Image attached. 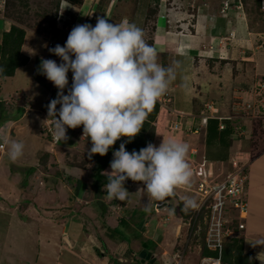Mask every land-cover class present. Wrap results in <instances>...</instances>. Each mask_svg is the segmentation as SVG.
<instances>
[{
  "label": "crops",
  "instance_id": "obj_1",
  "mask_svg": "<svg viewBox=\"0 0 264 264\" xmlns=\"http://www.w3.org/2000/svg\"><path fill=\"white\" fill-rule=\"evenodd\" d=\"M82 1L80 6L73 8L79 12L78 21L80 24L88 22L95 26L97 17H100L98 8L95 7L100 0ZM114 5L115 0H108L101 17L106 11L108 16H116V12H111ZM126 6L128 7L127 3L122 8ZM203 11L202 8L195 11L194 15L197 18L193 24L183 16H179L177 27L169 25L166 17L165 23L158 22L154 31L153 47L158 48L157 61L162 66H165L166 62L167 66H173L177 62L180 65L176 69V79L166 93L170 92L173 97L170 112L176 117L175 121L182 119L185 124L183 128L186 126L187 131L198 127L202 132L200 135L198 132L186 134L189 147H199L197 141L202 139L204 145H200V149L204 155L205 153L208 155V159L214 158L215 161H227L242 154L243 159L249 162L251 197L264 185V170L259 172L256 170L258 163L263 167L264 151L252 157L245 150L244 141L237 139L234 143L230 139L231 136H236L235 129L224 140L219 141L216 137L214 141L208 142V129L203 131L204 127L200 126L203 124L202 114L196 113L198 110L195 104L198 97L196 59L218 64L219 61L216 60L220 58L225 61L223 64L232 65L231 70L235 72L236 79L246 73L245 69L252 70L253 81L257 75L264 78V49L262 50L259 45L255 49L252 44H247L246 39L247 36L254 37L255 34L264 32L246 29L243 14L238 10H231L232 15L229 17H223L220 9L215 7L208 12ZM132 23L140 27L137 20ZM7 26L11 28L9 21L0 22V55L4 31L9 30ZM140 28L143 30V27ZM233 31L242 40L241 44L236 42V49H230L228 42L232 38L228 35ZM32 32L26 31L21 49L22 55L28 57V62L18 67L13 76L0 79V144H5L4 150H0V264H139L141 260L139 255L143 249L152 253L156 263L160 264L162 261L166 263L163 255L166 249L160 252V247L165 245L156 239L147 238L144 222L140 229L135 228L133 218L138 217L136 223H139L138 221L149 214V211L144 210L145 207L142 209L130 207L132 209L127 210L128 214L124 212L120 216L113 211L112 205L117 203L116 200H108L107 195L105 197L96 195L93 176L95 163L86 156V149L91 147L88 141L78 137V132H75L77 134L74 137L77 139L75 142L66 140L53 144L45 140V134L42 132L45 124L43 107L50 91L36 80L35 64L37 58L56 60V57L47 46L46 50L43 49L46 45L45 40ZM37 41H42L43 45L40 46ZM251 49L253 52L248 54L247 51ZM222 53L227 56H222ZM163 57L166 62L160 60ZM242 65L245 66L244 69ZM238 69H242L243 72L239 73ZM10 78L17 82L10 84ZM69 78L71 85L72 73ZM45 79L51 82L46 77ZM158 105L159 111L155 115V108ZM34 108L43 115L42 120L34 114ZM161 108L157 101L146 119L151 126L160 124L156 121L162 118ZM175 111L183 112L184 117L180 118V114L175 115ZM6 116L9 118L5 119ZM228 123L230 128L233 127L226 121V125ZM181 132L185 135L183 131ZM22 133L27 136H23ZM182 135L179 133V140ZM11 138L24 144L23 155L15 162L10 161L7 155L8 142ZM210 144L219 146L225 153L218 155L219 157L209 155ZM199 152L200 150L197 154ZM257 175L260 180L256 178ZM128 183L125 182L124 186H128ZM85 187L88 196L85 195ZM125 202L129 203L128 200L120 203ZM250 204L248 239L264 237V207L260 212V207L254 210L256 204L252 202ZM172 214L170 218L175 217V214ZM128 236L131 239H128ZM142 240H150L154 245L157 243L156 249L146 247ZM256 251L257 254L264 251V246H257ZM140 262L146 264L142 260Z\"/></svg>",
  "mask_w": 264,
  "mask_h": 264
},
{
  "label": "clouds",
  "instance_id": "obj_2",
  "mask_svg": "<svg viewBox=\"0 0 264 264\" xmlns=\"http://www.w3.org/2000/svg\"><path fill=\"white\" fill-rule=\"evenodd\" d=\"M7 8L8 3L5 12L0 13L5 21H9L5 17ZM64 8L60 12H65ZM49 51L61 62L41 59L38 71L58 89L57 97L47 106L48 118L54 122V139L65 142L68 128L83 126L82 137L91 141V147L86 149L91 160L94 154L106 155L117 140L127 137L113 150L111 171L102 186L108 200H127L129 191L124 185L128 179L143 182L149 198L157 201L164 200L177 186L190 182L187 143L163 138L159 146L148 143L139 152H128L125 146L140 133L154 105L176 79L178 62L162 66L157 61L156 48L145 41L140 27L127 19L111 23L104 17H97L95 26L90 23L74 26L65 44H57ZM8 147L10 161L15 162L23 155L22 142L10 141ZM184 205L185 210L197 207L191 198H185ZM144 210L150 211L148 207ZM247 242L253 248L264 246V237ZM255 258L264 264V251Z\"/></svg>",
  "mask_w": 264,
  "mask_h": 264
},
{
  "label": "rangeland",
  "instance_id": "obj_3",
  "mask_svg": "<svg viewBox=\"0 0 264 264\" xmlns=\"http://www.w3.org/2000/svg\"><path fill=\"white\" fill-rule=\"evenodd\" d=\"M225 1L226 0H115V5L112 7L111 12L113 11L116 12V16L110 17V15L108 16L107 14L108 11H106L103 17H105L111 23H120L121 21L120 19L122 20L127 19L129 22L131 21L133 22L137 20V22H139L140 24V27H143L145 41L152 46L154 44V37H155L154 31L156 30L158 22L165 23V17H166V21H168L169 25L171 24L172 27L173 26L177 27L179 25V22H177L179 16H183L184 18H186V20H189V23L191 22L193 24L195 23L197 18L196 15H194L195 11H197L200 8L204 10L203 11L204 13L206 11L208 12L212 10L213 7H215L216 9H220L223 17H229V15L231 14L230 13L231 10H238L243 14V17L245 19L244 22L246 24V29L261 30L262 32H264V10L261 7V3L260 2L258 3V0H241V1H237V3L233 1L231 3V6L228 7L225 11H223ZM107 3L108 0H100L99 4L96 5L95 8H98V13L100 14V17L103 15L105 11L104 5ZM125 3H127L128 7L127 6L124 7V9L126 8L124 10L122 6ZM63 7H65L63 9V11L65 12L66 10L68 12L72 11L70 13L67 12L66 15L74 18L75 26L80 25V21H78L79 12L73 9L71 4L67 3V0H11L9 7L7 8L5 17L9 18L10 23H16L20 27H23L26 31L28 30H30L31 32L33 31L32 33L34 35L41 37L40 36L41 31L45 29L47 26H54L57 30L60 29L57 26H55V24L51 25L49 23L54 21V18L56 16H59L60 11ZM2 21L3 20L0 18V22ZM55 23L57 25V21ZM6 28L9 29V26H7ZM237 35L238 34H236L234 31L228 35L232 37L230 41H228L230 42L229 45L230 49L237 48L236 42L241 44L242 40ZM252 37H253L252 35L246 37L247 41L249 42V43L247 42V44L250 45L252 44L255 49H257V46L259 45L260 48L263 50L264 33L257 35L255 34V36L253 38ZM42 39L45 40L44 38ZM61 39L62 40L67 39V35L63 36ZM37 42L40 44V46L43 45L42 41L41 42L37 41ZM45 44L46 45H44L45 47L43 49L46 50V46L47 49H49L47 42ZM241 49H243V47ZM252 52H253L252 49L250 51H247L248 54H251ZM222 56H227V55L222 53ZM164 58L165 57H163L160 60L166 62L164 61ZM218 59L219 60H216L219 61L218 64H215V62L205 63L201 60L199 61L196 59V69L198 73V78L196 79V85L198 84V87L196 89L198 97L195 100L196 108H198V110L196 113L198 112L199 114L201 113L202 117L210 116L208 120L217 119L220 123L219 128H221V125L224 126L223 128H227L225 120L229 121L232 124L233 128L237 126H241V129L243 128L241 132L243 131V133L239 132L236 134L235 137L231 136L230 139L233 140L234 143L235 140L237 139H240V141H244L245 150L248 151L252 157H255L257 154L264 151V121L259 118H254V120L249 118L248 111L249 110L256 112L258 111V108H256L257 100H255V93L253 92V90L256 87L257 82L259 81L264 82V78L260 75L259 76L257 75L253 81L252 70L245 69L246 73L240 76L239 79H236L234 75L235 72L233 73L231 70L232 65L223 64L225 61H222L220 58ZM220 60L222 61V63L220 62ZM55 61L58 64L61 62L59 57H56ZM166 63H164L165 66H167ZM241 67H243V69L245 68V66L243 65ZM238 72L242 73L243 70L238 69ZM70 74L71 71H69L68 73L69 81H70L69 78ZM15 78H17V76H15ZM9 82L10 84H12L17 81H12V79L10 78ZM69 87H71L70 84ZM234 87H239V89L236 90ZM67 91L68 89H65V94H67ZM51 93L52 91H50V94L47 96L48 100H52ZM167 94L170 97L169 102L161 103L158 100L160 107H162L161 109H163V113L161 115L162 118L156 121L157 123L160 124L159 125L154 124L155 131L153 132L154 133L153 144L159 146L163 138H165L166 140L168 139L177 140L187 143L189 145L188 143L189 140H187L186 134L188 132L189 133L198 132V135H200L202 134V132L198 127L192 128L191 131L187 128L188 129L187 131L185 129L186 126L184 128L182 126L185 125L183 124L184 121L182 119L175 121L174 119L175 116L172 115L173 114L172 112H170L172 111V109L170 108V104L173 101V97L170 92ZM48 100L45 103L46 107L50 103L48 102ZM208 105H211V107ZM34 114H36L39 117V120H42L41 116L43 117V115L40 112H37L35 110ZM46 114L47 113H45V117H44L45 120H46ZM175 115L177 116L179 115L180 118H182L184 117L185 114L183 112L175 111ZM1 116H3V112ZM202 117H201V122H202ZM8 118H9L8 116L5 117V119ZM208 125H209L208 123L207 124L205 123V124H201L200 126L204 127L203 131H206V129H208ZM69 130L78 132V137L82 138L85 141L87 140L86 137H82L83 126H79L75 129L69 128ZM250 130L251 132H249ZM181 131H183V134L185 135H182ZM15 132L17 133V129L15 130ZM147 132L148 135L152 133L150 132V130H148ZM179 133L180 135H182L181 140L178 139ZM22 135L25 137L27 136V134L25 133H22ZM18 136L20 135L18 134ZM46 138L47 137L45 135V140H49L51 142L53 141L50 138L47 139ZM72 140L73 142L77 141V139L75 138H73ZM200 140L201 141H197L199 147L197 148L189 147V151L186 156V159L192 171V176L190 178L189 183L185 185L177 186L172 194L167 196L162 201H157V200H151L149 198L147 192L145 191V189H143L144 187L143 182L129 181L128 183L129 185L125 186V188L129 191V196L127 198L129 203L126 204L125 202L124 205L120 203L121 201L119 202L118 200H116L117 203L112 205L114 207L113 211L117 212V215L120 216H122L124 212L128 214L127 210L130 207H135L138 209L148 207L150 211L153 210L152 212L149 211V214L145 215L144 219L138 221L139 223H136V221L139 220L138 217H134L133 220L135 222V228L137 227L138 229H140L142 222H144V227H145L144 232L147 234L148 239H153V240L156 239L159 241V243L165 245L160 247L161 248L160 252L166 249L165 253L163 254L166 263L162 261V263L160 264H169V263L175 264L174 256L176 255L175 252L177 250L174 249H179L180 251L181 250L184 251V258H183L184 264H198L199 262L197 261V257L200 254V251L202 250L203 246L202 244L200 245L198 242L201 241V239L196 240V238H194L193 236L194 233L190 235V228H189L190 226L188 220L193 216H190L186 220L185 217H183V215L180 213L179 210L182 209V207L180 208L179 206H180V200L182 199L184 203L185 198L194 199L197 204L198 203L201 204L200 201L202 198L200 196L199 197L196 196L194 192L197 177L194 176L193 170H195V167L197 166L198 162L202 161L204 156L208 159L207 157L208 155L206 153L204 155L203 150L200 149V145H204L202 139ZM10 141H14V138H11ZM60 142L62 141L59 142L57 141L52 143L59 144ZM114 146H117V142L112 147ZM208 149H209V155L212 154L218 156L225 153V150L221 149L219 146H216L215 144H210L208 146ZM198 150H200L199 154H197ZM196 155L198 159L197 158L195 159ZM243 157L244 156H242V154H239L237 157L236 156L233 158L231 157V159H228L227 161H222L223 164H221L222 162L220 163L215 162V160H213L214 158H210L209 156V158L212 159L213 162H215L216 166H220L223 170L226 171L224 173V178L229 173H233L238 170L244 169V166L245 167L247 166V168H249L248 167L249 162L245 161ZM216 161H220V160H216ZM262 162L264 163L263 160ZM94 163L96 164V161H94ZM256 170L258 172L264 170V164L262 167L258 163V165L256 166ZM240 173L242 172H239V174ZM247 176L248 177L245 178L244 180V183L248 185L247 188L248 192L246 196L248 197L249 206L247 213L245 212V214L243 213L240 214V212L238 210H235L234 208L230 212V214L232 217L235 218V221H238L237 222L238 225L239 223H244L245 228H243V231L241 232V237L242 235H244L243 236L245 241L244 250L245 252L252 250L254 252V256L256 257L257 247L252 248L250 244L247 242V240H249L248 224H249V220H251L248 217L250 214L251 202L256 204L254 210L260 207V212H261L262 208L264 207L263 206L264 194H262L264 192V185L259 190L255 191L253 193V196L250 197L249 189H250V185L252 186V183L250 182V178H251L250 173H248ZM256 178L260 180L258 175ZM84 191H85V195L88 196L89 193L86 187L84 188ZM172 213L175 214V217L170 218L169 216L173 215ZM224 217L227 220L229 219V210L225 212ZM164 223L166 224L165 226ZM128 239L131 238L129 237ZM142 241H144L142 243H144L146 247L150 246L152 250L156 249L157 243H155L154 245L151 243L152 241L150 240H142ZM148 242L150 244H148ZM137 259H139V257H137ZM139 264L142 263L140 262Z\"/></svg>",
  "mask_w": 264,
  "mask_h": 264
},
{
  "label": "built area",
  "instance_id": "obj_4",
  "mask_svg": "<svg viewBox=\"0 0 264 264\" xmlns=\"http://www.w3.org/2000/svg\"><path fill=\"white\" fill-rule=\"evenodd\" d=\"M241 0H226L224 2L223 11L231 6V3ZM8 0H0V13H4L7 7ZM261 7L264 10V0H260ZM68 12V11H67ZM67 12H60L57 17V26L61 29H56L54 26H47L41 31V37L44 38L49 48L55 47L57 44L63 46L67 39L61 38L65 35L68 36L71 29L75 26V20L71 16L66 15ZM70 13V12H68ZM84 24V23H83ZM62 40V41H61ZM55 57H58L54 55ZM253 92L255 93V100H257L256 108L258 111H248L249 118H259L264 121V82H257ZM158 100L161 103L169 102L170 97L168 94H164ZM168 96V97H167ZM51 100H48L50 102ZM256 102V101H255ZM211 107V105H208ZM47 107L45 113H47ZM210 116L202 117V123L207 124ZM58 118V117H57ZM183 126V125H182ZM221 125V129H223ZM45 135L52 137V142H57L54 139V122L52 118H48L46 114L45 126L43 127ZM236 133L241 132V126L234 128ZM243 133V131L241 132ZM5 144H0V150H4ZM198 162V161H197ZM223 164V162L221 163ZM220 166H216L215 162L207 159L205 156L202 161L198 162L195 170H193L194 176L197 177L195 183V195L200 196L201 204H197L196 208H193V217L189 218L190 235L194 232V225L196 222L204 221L206 228L205 245L211 251L216 252V255H204L199 259L198 264H223L222 256L225 248V242L232 239H238L241 237V232L245 228L244 223L235 221V218L231 216L230 212L235 208L240 214L247 213L249 201L247 194L248 185L244 183L249 173V168L244 166V169L238 170L233 173L227 174L224 178V173ZM239 172H242L239 174ZM247 180V179H246ZM229 210V219L227 220L224 215ZM200 225V224H199ZM201 228V225L199 226ZM244 235H242L243 237ZM175 252V264H184V251L179 249ZM178 256V258H177ZM173 264V263H169Z\"/></svg>",
  "mask_w": 264,
  "mask_h": 264
},
{
  "label": "trees",
  "instance_id": "obj_5",
  "mask_svg": "<svg viewBox=\"0 0 264 264\" xmlns=\"http://www.w3.org/2000/svg\"><path fill=\"white\" fill-rule=\"evenodd\" d=\"M10 1L8 2V7L10 4ZM74 6L78 7L82 4V0H67ZM260 0H258V3ZM57 16L54 18V21L50 22L49 24L53 25L56 22ZM26 36V30L23 27H20L17 24H12L11 28L9 30H5L3 34V41H2V51H1V57H0V79L5 77H11L15 74L16 69L20 67L21 65H24L28 62V57L22 55L21 49L22 45L24 43ZM55 55V54H54ZM41 63V58H37L36 64H35V78L36 80L43 85L47 90L52 91L51 93V99H55L57 97L58 89L51 83L48 82L44 75L40 74L38 69L39 65ZM159 102V101H158ZM60 105H57V109H59ZM159 105L155 108V115L159 111L158 109ZM44 111L46 109V105H44ZM46 121V120H45ZM229 122V121H227ZM45 126V124H44ZM43 126V127H44ZM220 123L217 119H211L209 120L208 125V142L214 141L215 138L220 140H224L225 137H228L233 132V127H229V124H227V128H219ZM221 129V130H220ZM44 130V129H42ZM148 130H150V133L148 135ZM155 126L150 125V122L144 123V127L141 129L140 133L130 142L126 143V150L128 152H132L133 150H136L139 152L141 148H144L147 146L148 143L153 144V137ZM43 134H45V131H42ZM66 135L68 137L67 140H72L77 134H75V131H70L69 128L67 129ZM47 138L52 139L50 135H46ZM127 140V137H121L120 140H117V146H114L109 149L108 153L104 156H100L99 154H94L92 157V160L96 161L94 169V185H95V193L96 195L100 197H105L106 193L101 190L102 186L106 183L107 175H109L107 172H110V161L113 159V150L116 148H119L120 143L125 142ZM88 143L91 146V141L87 140ZM87 156V153H86ZM132 181L131 179H128L126 182ZM181 199V198H180ZM180 213L185 217L187 220L190 216L193 215V208H189L185 210V205L180 200ZM135 212V209H134ZM133 212V213H134ZM133 215V214H132ZM201 225V228L199 226ZM194 238L201 239V241H198L199 244L203 246L202 250L200 251V254L197 257V261H199L201 256L204 255H216V252L211 251L207 248L205 245V234H206V228L204 221L201 217V222H196L194 225ZM245 241L244 237L236 238L233 240H228L225 242V248L222 256V261L224 264H260L259 260H257L254 256V252L252 250L245 252ZM115 261L118 262L117 259ZM140 263V261H139ZM157 264V263H155Z\"/></svg>",
  "mask_w": 264,
  "mask_h": 264
},
{
  "label": "water",
  "instance_id": "obj_6",
  "mask_svg": "<svg viewBox=\"0 0 264 264\" xmlns=\"http://www.w3.org/2000/svg\"><path fill=\"white\" fill-rule=\"evenodd\" d=\"M139 256L142 262H148V264H154L156 261V258L152 256V253L146 249L142 250Z\"/></svg>",
  "mask_w": 264,
  "mask_h": 264
},
{
  "label": "bare ground",
  "instance_id": "obj_7",
  "mask_svg": "<svg viewBox=\"0 0 264 264\" xmlns=\"http://www.w3.org/2000/svg\"><path fill=\"white\" fill-rule=\"evenodd\" d=\"M146 264H148V263H146ZM218 264V263H217Z\"/></svg>",
  "mask_w": 264,
  "mask_h": 264
}]
</instances>
